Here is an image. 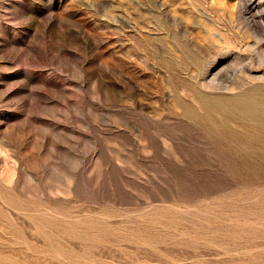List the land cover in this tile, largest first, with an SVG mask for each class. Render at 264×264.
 Segmentation results:
<instances>
[{
	"label": "rangeland",
	"instance_id": "1",
	"mask_svg": "<svg viewBox=\"0 0 264 264\" xmlns=\"http://www.w3.org/2000/svg\"><path fill=\"white\" fill-rule=\"evenodd\" d=\"M222 33L264 0H0V264H264V172L182 112Z\"/></svg>",
	"mask_w": 264,
	"mask_h": 264
},
{
	"label": "bare ground",
	"instance_id": "2",
	"mask_svg": "<svg viewBox=\"0 0 264 264\" xmlns=\"http://www.w3.org/2000/svg\"><path fill=\"white\" fill-rule=\"evenodd\" d=\"M256 35L236 42L225 41L222 33L218 41L210 40L213 49L234 54L227 66L229 74L220 68L208 81L187 85L194 104L182 106L211 151L223 158L221 162L236 178L250 184L260 182L264 172V44ZM256 70L261 73H253ZM202 87L238 91L206 92Z\"/></svg>",
	"mask_w": 264,
	"mask_h": 264
}]
</instances>
